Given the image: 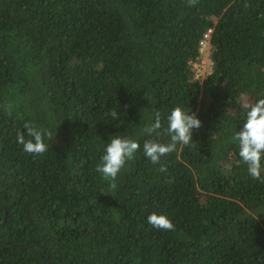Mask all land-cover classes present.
<instances>
[{
	"label": "trees",
	"instance_id": "16d2710c",
	"mask_svg": "<svg viewBox=\"0 0 264 264\" xmlns=\"http://www.w3.org/2000/svg\"><path fill=\"white\" fill-rule=\"evenodd\" d=\"M261 98L264 0H0V264H264V183L232 141ZM177 106L202 127L162 173L143 143L170 142ZM25 122L52 132L43 155ZM114 136L141 150L112 190L96 166Z\"/></svg>",
	"mask_w": 264,
	"mask_h": 264
},
{
	"label": "clouds",
	"instance_id": "9594fccd",
	"mask_svg": "<svg viewBox=\"0 0 264 264\" xmlns=\"http://www.w3.org/2000/svg\"><path fill=\"white\" fill-rule=\"evenodd\" d=\"M198 0H187L188 7H195ZM246 120L239 131H236L232 141L238 142L239 157L247 165V171L254 180L264 183V98L258 99L255 103H246ZM9 114L10 110H9ZM113 119L118 118V113L113 109L110 111ZM168 126L164 133L170 137V142L161 143L157 140H145L143 153L153 164L160 165L158 171L167 172V166L161 162L166 157L177 151V146H189L193 142V130L200 129L202 122L196 114L185 111L183 108L175 107L167 117ZM162 128L161 115L157 111L153 123L143 128V133L152 136L162 135L159 131ZM24 129L31 139H25L22 133L17 134V142L23 146V150L33 156L43 155L49 148L45 138L52 139V132L36 127L32 122H25ZM141 150L138 141L114 136L107 144L105 152L101 157V163L96 166V171L109 181L110 188L117 187L116 179L126 164L135 159V154ZM147 222L153 228L163 231L174 230L173 222L163 214L152 213L147 217Z\"/></svg>",
	"mask_w": 264,
	"mask_h": 264
},
{
	"label": "built area",
	"instance_id": "2783aa9c",
	"mask_svg": "<svg viewBox=\"0 0 264 264\" xmlns=\"http://www.w3.org/2000/svg\"><path fill=\"white\" fill-rule=\"evenodd\" d=\"M212 32H213V29H209L208 32H206L204 34V37L200 41V46H201L202 52L208 51L210 53V49H211L210 40H211ZM195 67L197 68L196 73H197V77H198V76H200L201 72H200L197 64H195Z\"/></svg>",
	"mask_w": 264,
	"mask_h": 264
},
{
	"label": "rangeland",
	"instance_id": "374dc122",
	"mask_svg": "<svg viewBox=\"0 0 264 264\" xmlns=\"http://www.w3.org/2000/svg\"><path fill=\"white\" fill-rule=\"evenodd\" d=\"M196 64L201 72L200 76H204L211 67L210 53L208 51H204L201 61Z\"/></svg>",
	"mask_w": 264,
	"mask_h": 264
}]
</instances>
